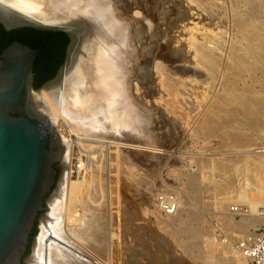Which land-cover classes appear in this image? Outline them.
I'll return each mask as SVG.
<instances>
[{"label":"rangeland","instance_id":"obj_1","mask_svg":"<svg viewBox=\"0 0 264 264\" xmlns=\"http://www.w3.org/2000/svg\"><path fill=\"white\" fill-rule=\"evenodd\" d=\"M113 1L149 51L128 52L122 103L152 121L149 138L121 127L99 138L125 144L74 145L70 225L87 233L58 246L87 264H237L233 243L264 232V0ZM51 118L68 138L66 117Z\"/></svg>","mask_w":264,"mask_h":264},{"label":"water","instance_id":"obj_2","mask_svg":"<svg viewBox=\"0 0 264 264\" xmlns=\"http://www.w3.org/2000/svg\"><path fill=\"white\" fill-rule=\"evenodd\" d=\"M100 18L94 0H48L47 12L0 0L8 27L61 30L70 38L55 78L35 88L40 48L14 41L0 53V264H41L40 228L65 203L66 141L51 117L64 115L60 97L78 96L88 81L109 86L112 38L109 11ZM37 221L36 234L30 235Z\"/></svg>","mask_w":264,"mask_h":264},{"label":"bare ground","instance_id":"obj_3","mask_svg":"<svg viewBox=\"0 0 264 264\" xmlns=\"http://www.w3.org/2000/svg\"><path fill=\"white\" fill-rule=\"evenodd\" d=\"M20 1L28 3V12H39V11L47 12L48 0H20ZM94 1L98 3L100 18H106L105 12L109 11V20H110V29H111V38H112V56H111L109 86L108 88H106L104 80L88 81L85 83L84 89L77 97L72 95L60 97L61 107L65 113L64 116L66 117L67 122L69 124V125L66 124L60 126L62 130L68 132V138H66L64 135H63L64 137H62V140L66 141V145L68 149V151H63L64 160H65V164L68 166V171H66L65 173L64 186L61 188V192L64 194V196L68 194V199L65 200V203L54 205L53 217L42 228L41 235L39 237V258H38V260H40V263L42 264L43 262H45L44 264H85L86 263V262L82 263L81 260L79 261L80 257L71 255L73 251L69 253L58 246L59 239L63 238L64 240V236H63L64 231H68L70 233L69 234L67 232L69 235L82 234L83 236L86 235L87 233L86 225L78 228L77 226L70 225L73 216L72 214H70L71 206L75 201V199H77V197L75 198L76 196L75 192L80 189V186H82L81 181L83 180L82 176H79L78 179L76 180L71 178L73 173L72 164H73L74 145L77 144L82 149L83 148L86 149L85 146L89 143L91 145V142L92 143L109 142L111 144L112 143L125 144V142L122 143L121 141L105 140V139L103 140L99 138V136L103 135L105 130L107 129L108 131H111L113 129L119 130L121 127L122 130L125 129V131L129 130L131 132L135 131L138 132L139 134H143L144 136H146L145 137L146 139L149 138L147 137V134H149L148 133L150 128L149 124L152 121L148 123L147 120L148 118L147 116H145V113L143 115L142 111L135 108L133 104H131L132 103L131 98L126 99L127 105L124 106L125 108L122 107V103L124 102L123 98L129 97L128 93L130 90L129 89L130 77L128 75L129 73L125 71L126 70L125 66H127L129 60H131L128 57L129 56L128 52L132 49L130 52L132 51L133 53L135 52L136 60L139 61V57L141 56H139L138 52L140 51L143 52V50H145L141 48L139 51V49L136 47L137 42L140 41L137 35V27L135 26L136 30L132 27L133 24L130 21L131 19H127V21L126 19L125 20L123 19L124 17L121 16L116 10L115 7L117 4L115 5L113 0H94ZM124 42H125L124 44L125 46L123 45ZM123 46L124 48L122 49ZM198 46H201V44ZM135 47L137 48L136 51H135ZM146 50L147 52H149L148 49ZM123 52L124 54H122ZM140 54L142 55L144 54V52L143 53L140 52ZM132 60L134 59L132 58ZM130 69L128 70L131 71ZM54 125L56 124L54 123ZM71 134H74L76 138L74 139L73 137H71L70 136ZM59 139H60V134H59ZM149 144L154 145L153 148L154 147L156 148L155 144H153L152 142ZM136 145L143 146L139 144ZM144 147H149V146L145 144ZM81 166H83L82 163ZM62 214L64 215L63 218H62ZM62 219L64 220L62 221ZM78 237L79 239L81 238L80 236ZM92 243L94 244V242ZM67 245L69 246L70 244ZM73 254H75V252ZM43 255L46 256V259L42 257ZM42 258H44L45 260ZM76 258L79 259L77 260ZM224 264H230V261L226 259Z\"/></svg>","mask_w":264,"mask_h":264},{"label":"trees","instance_id":"obj_4","mask_svg":"<svg viewBox=\"0 0 264 264\" xmlns=\"http://www.w3.org/2000/svg\"><path fill=\"white\" fill-rule=\"evenodd\" d=\"M15 40H20L34 48H40L39 54L34 63L33 83L35 88H39L45 80L50 79L55 75L56 67L62 64L64 60V51L70 38L64 31L26 28V34H22L19 37H14L10 40L6 39L0 45V52ZM46 63L49 65L48 69H45ZM36 226L37 221L33 228V232L30 235V242L27 250H29L31 240L36 234Z\"/></svg>","mask_w":264,"mask_h":264},{"label":"built area","instance_id":"obj_5","mask_svg":"<svg viewBox=\"0 0 264 264\" xmlns=\"http://www.w3.org/2000/svg\"><path fill=\"white\" fill-rule=\"evenodd\" d=\"M81 160L82 155L75 167L72 164L73 172L84 170ZM156 201L159 210L165 214H173L178 209V200L173 194L160 193ZM233 250L238 258L237 264H264V232L249 233L238 238L233 243Z\"/></svg>","mask_w":264,"mask_h":264},{"label":"flooded vegetation","instance_id":"obj_6","mask_svg":"<svg viewBox=\"0 0 264 264\" xmlns=\"http://www.w3.org/2000/svg\"><path fill=\"white\" fill-rule=\"evenodd\" d=\"M26 28H35V27H29V26H16V27H8L7 24L3 21V19L0 17V45L6 40H10L14 37H19L20 35L22 34H26ZM36 29H40V30H46V29H41V28H36ZM48 30V29H47ZM51 30V29H49ZM57 30V29H55ZM58 31H61V30H58ZM15 41H20V40H15ZM14 42V41H13ZM3 50V49H2ZM66 50V49H65ZM2 52V51H1ZM0 52V53H1ZM64 58H65V51H64ZM64 63V60L62 62L61 65H58L56 67V72H55V75L50 78V79H47L43 82V84L49 82L50 80H52L53 78L56 77V75L58 74L60 68L62 67ZM48 63H46V66H45V69H48ZM53 71V69H52Z\"/></svg>","mask_w":264,"mask_h":264}]
</instances>
